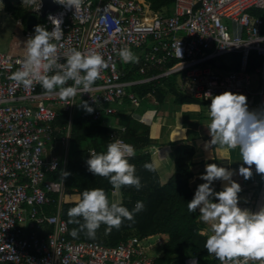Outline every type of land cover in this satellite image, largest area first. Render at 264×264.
<instances>
[{"label":"built area","instance_id":"2783aa9c","mask_svg":"<svg viewBox=\"0 0 264 264\" xmlns=\"http://www.w3.org/2000/svg\"><path fill=\"white\" fill-rule=\"evenodd\" d=\"M53 2L44 10L40 0H33L31 11L50 32V15L62 21V38L51 41L57 44L58 63H66L65 54L76 49L100 54L107 67L89 93L62 101L46 95L39 82L25 89L12 81L20 67L17 61L25 56L0 53V264H156L157 256L148 254V240L138 236L116 246L69 239L68 223L61 216L65 179L49 178L61 167L65 172L67 163L70 123L66 135L55 140L58 112L64 109L71 115L79 98L94 109V120H103L115 115L124 99L141 105L128 88L172 75L179 89L194 99L210 101L206 93L214 97L231 92L248 101L256 98L264 112V17L253 13L264 11V0H174L168 15L144 0H84L79 14ZM34 35L32 30L25 34ZM125 47L139 51L141 75L148 69L158 73L126 80L117 54ZM252 52L261 64L250 72ZM234 53L241 55L240 68L220 69L219 59ZM42 74L54 75L55 70ZM253 76L259 78L257 90L251 88ZM124 131L118 127L111 139L134 147L124 140ZM50 207L55 208L52 213ZM193 258L198 264L195 256L186 264Z\"/></svg>","mask_w":264,"mask_h":264},{"label":"clouds","instance_id":"9594fccd","mask_svg":"<svg viewBox=\"0 0 264 264\" xmlns=\"http://www.w3.org/2000/svg\"><path fill=\"white\" fill-rule=\"evenodd\" d=\"M55 2L67 10L75 9L79 14L84 0ZM23 3L31 4L33 0H23ZM49 20L54 29L50 32L41 25L35 27V35L24 44L26 55L23 60L17 61L20 67L10 79L25 89L31 88L34 81L39 82L46 95H58L62 101L74 98L78 93H89L101 69L107 67L104 58L98 53L71 49L63 57L66 63H58L61 57L57 55V44L51 41L62 38V21L51 15ZM117 54L125 64L139 62V57L127 47L118 50ZM42 70L45 73L55 70V74L43 75ZM68 81L73 82L72 86H65ZM205 95L211 97L207 108L210 117L207 128L211 140L206 146L238 147L243 162L238 174L245 180L250 179L255 166V172L264 176V112L249 111L247 97L241 94L224 92L214 97L210 93ZM81 106L89 114L94 111L87 101H82ZM135 152L132 145L115 140L108 144L106 153L90 155L91 158L86 161L88 171L106 178L112 186L113 195L122 187H134L139 191L143 186L141 179L136 175L135 165L129 163ZM56 167L55 163L51 165L52 170ZM143 167L149 172L156 170L154 163H145ZM205 171L200 179L206 182L198 186L194 198L187 203V209L190 213L199 209V219L211 226V234L204 245L209 256H214L220 264H264V208L252 213L238 206V194L242 189L232 179L235 172L214 163L208 164ZM68 175L70 173L61 172V179H66ZM218 180L226 183L222 191L215 192L212 185ZM213 197L218 203L212 202L210 198ZM77 199L79 202L67 213L68 222L79 225L70 233L74 238L84 232L88 238L95 239L102 224L106 225L105 234H110L114 228L119 229L124 220L134 222L135 214L145 208L142 201H137L131 211L119 201L110 202L101 188L84 190ZM78 218H82L83 222ZM192 264H197L194 258Z\"/></svg>","mask_w":264,"mask_h":264},{"label":"trees","instance_id":"16d2710c","mask_svg":"<svg viewBox=\"0 0 264 264\" xmlns=\"http://www.w3.org/2000/svg\"><path fill=\"white\" fill-rule=\"evenodd\" d=\"M14 0H4V7L15 19L26 22L31 11L28 7L13 3ZM151 9L156 12L169 14L174 0H146ZM256 16L264 17V11L255 10ZM41 21L42 18H39ZM40 25V24H39ZM142 59L134 65V69L125 76L126 80L140 77L139 68ZM220 69L238 70L241 64V55L234 53L219 59ZM261 63V58L256 52H252L249 57L248 71L252 72ZM127 69V68H126ZM122 66V70H126ZM158 72V70H154ZM148 70L144 76L151 75ZM67 86V85H65ZM43 90V89H42ZM140 98L141 102L156 97L163 101L167 94H173L177 101L193 103L192 99L178 91L176 76L161 78L144 85L134 86L131 89ZM44 91V90H43ZM81 100L76 109L70 115L67 110H59L58 117L54 123L57 130L55 140H60L67 133L70 123V135L68 144V154L65 172L70 173L65 179V194L61 205V216L68 223V237L74 241H90L106 246H116L132 236H138L143 240H151L155 237H164L162 243V255L157 257L156 264H186L187 259L195 256L198 264H220L214 257L209 256L204 245L207 237L211 234L209 230L203 233L204 223L199 219V209L196 212H189L187 203L194 194L189 186L192 176L190 166L185 163L184 156L193 152L188 145L178 146L173 153L175 160V172L164 184L161 183L157 170L149 172L144 169L145 163H153L149 148L151 146L150 126L146 122H141L124 110H119L112 117L116 120L117 126L113 127L105 124L103 120H94L92 113L89 114L82 106ZM123 103H129L127 99ZM134 107V106H133ZM118 127H124L122 136L126 142L135 147V156L129 159V163L135 165L136 175L140 177L142 188L137 191L134 187H122L120 190L122 206L130 211L134 209L137 201H142L145 205L143 211L135 214L134 222L124 220L119 229H113L110 234H105L106 225H101L97 230L95 239L88 238L84 232H80L78 237L71 236L73 229H78L79 225L69 223L68 210L79 202L84 190L101 188L105 190L110 200L112 186L106 178L95 176L88 171L86 161L91 158L92 153H106L109 143L114 142L110 135ZM156 169V168H155ZM62 167L51 179H61ZM54 207L48 209L52 213ZM81 222H83L82 218Z\"/></svg>","mask_w":264,"mask_h":264},{"label":"crops","instance_id":"0c3cea01","mask_svg":"<svg viewBox=\"0 0 264 264\" xmlns=\"http://www.w3.org/2000/svg\"><path fill=\"white\" fill-rule=\"evenodd\" d=\"M1 12L7 11L5 10L4 6L1 7L0 5V13ZM7 13L8 15L6 18H0V53L13 56H25L26 53L24 44L28 40V38L25 36L26 32L28 31L26 22L24 23L21 19H15L9 12ZM31 14L34 13L31 11ZM7 18H10V20L15 19V25H10L6 22L1 24L3 21L7 20ZM38 23L39 20L37 22V25ZM132 52L139 57L140 53L138 50H133ZM140 59L141 58H139V60ZM135 64L136 63L125 64L121 62L120 69L122 70V66H124L125 69L127 68L126 70H123L127 75L134 69ZM131 66L133 67L132 69H130ZM148 70L152 71L151 75L158 73L153 71V69ZM142 77L144 76L140 74V77H135L133 79H129L128 81L138 80ZM176 83L178 91L183 93L179 89V81L177 77ZM140 85L144 84L135 86ZM132 87L128 88V91L132 92L131 90H129ZM258 87L259 78L257 82V89ZM133 93L136 94L135 92ZM183 94L191 97L185 93ZM195 100L197 101L193 103H187L185 101L181 102L177 101L176 97L173 94H167L163 101L157 100L154 96V98L152 97L144 103L141 102V105L139 107H134L138 109V118L135 116L134 117L139 119L141 122L148 123L150 126L151 146L149 148V152L152 162L154 163L155 168L159 174L161 183H166L175 172V160L173 157L174 150L180 145H188L192 148L193 152L191 154L185 155L184 161L190 166L192 172V176L189 180V186L194 195L198 186L206 182L200 179L202 175L206 174V166L208 164L214 163L218 167H225L229 171H233L236 173L235 175H233L232 179L240 184L242 189L238 194V206L242 210H247L252 213L258 212L260 209L264 208V176L255 172V166L252 167L253 175L250 179L245 180L241 175L238 174V169L243 163L238 147L236 149H225L221 146H206L207 142H210L211 140L209 129L207 128L208 124L210 123V117L207 114V108L210 106L211 100ZM247 102L249 111L261 112L260 107L256 104V98L251 101L247 100ZM131 107L133 106L131 105L130 101L129 103H123L122 101L118 106V111L124 110L128 113H131L129 112ZM103 121L105 124H108L110 126H117V122L114 118L109 119L108 116H105L103 118ZM59 154L62 155L63 152H59ZM244 166L247 167V165ZM225 183L226 182L219 180L214 181L212 187L215 192H219L223 190ZM210 199L212 200V202L218 203V200H216L214 197ZM121 200L122 196L120 191L116 192L115 195H113V191L111 192L110 202H121ZM204 225L205 228L203 230V233H206L209 230L211 231L210 224L204 223ZM158 238L162 239V237Z\"/></svg>","mask_w":264,"mask_h":264},{"label":"rangeland","instance_id":"374dc122","mask_svg":"<svg viewBox=\"0 0 264 264\" xmlns=\"http://www.w3.org/2000/svg\"><path fill=\"white\" fill-rule=\"evenodd\" d=\"M13 2L17 5H19V4L24 5L25 7H28L29 9H31V7H32L31 6L32 3L31 4H24L23 0H14ZM0 5H1V7L4 6V0H0ZM7 15H8L7 12H1L0 18L1 17L6 18ZM4 22H6L7 24H10V25H15V19L10 20V18H7V20L3 21L1 24H3ZM257 82H258V78L256 76H253L252 77V85H251V88L253 90L257 89ZM79 101H81V99L77 98V103L75 105L74 111L77 108ZM129 112L133 113V116L138 118V109L137 108L131 107ZM76 113H77V109H76ZM108 117H109V119H113L112 116H108ZM163 241H164V237L161 240L158 237H155L151 240H148L146 242V245H148V246H149V244L151 245L148 248V254L150 256H153V257L161 255L162 254V243H163Z\"/></svg>","mask_w":264,"mask_h":264},{"label":"water","instance_id":"95a60500","mask_svg":"<svg viewBox=\"0 0 264 264\" xmlns=\"http://www.w3.org/2000/svg\"><path fill=\"white\" fill-rule=\"evenodd\" d=\"M42 4V8L44 10L48 9L49 7H52L54 2L53 0H40ZM37 16L35 14H30L26 20V27L28 30L35 31V27L37 26Z\"/></svg>","mask_w":264,"mask_h":264}]
</instances>
